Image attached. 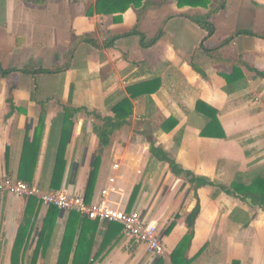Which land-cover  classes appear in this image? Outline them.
Returning <instances> with one entry per match:
<instances>
[{"label": "crops", "instance_id": "obj_1", "mask_svg": "<svg viewBox=\"0 0 264 264\" xmlns=\"http://www.w3.org/2000/svg\"><path fill=\"white\" fill-rule=\"evenodd\" d=\"M96 3L0 0V178L43 193L86 195L100 160L91 202L118 177L117 198L158 227L163 264H172L189 234L187 217L198 201L201 211L186 253L190 264H264V219H255L260 208L226 193L236 180L264 174V39L239 35L264 34V0H210L208 8L145 0L141 10L109 16L92 13ZM217 9L208 37L192 19ZM134 30L147 41L163 35L149 48L139 35L105 47ZM124 100L133 114L102 147L104 119L114 118L113 109ZM202 103L216 111L219 129ZM152 145L183 172L174 174L168 162L152 155ZM189 173L214 185L196 189ZM49 210L38 200L0 192V264H13L27 217L33 229L19 264H58L70 213L60 211L55 228L45 232ZM89 222L81 221L80 230L95 234L92 264L158 260L123 231L113 249L102 251L113 224Z\"/></svg>", "mask_w": 264, "mask_h": 264}, {"label": "trees", "instance_id": "obj_2", "mask_svg": "<svg viewBox=\"0 0 264 264\" xmlns=\"http://www.w3.org/2000/svg\"><path fill=\"white\" fill-rule=\"evenodd\" d=\"M145 0H97V3L92 11V13H96L97 15H123L126 13L129 9H142L144 6ZM177 5L179 8H185V7H192V8H208L210 5V0H176ZM225 9V5L222 4L220 6V10ZM219 9L212 10L208 15L204 17L199 18H193L192 21L196 23L198 26H200L202 29L206 30L208 32V37L212 36L215 32V26L211 22L212 17L217 13ZM91 13V12H90ZM121 16L117 17V20H121ZM240 34H246L250 36L260 37L264 39V34H256L254 32H240ZM130 35H139L141 40V45L144 48H149L154 46L158 43V41L161 39L163 32L160 31L154 39L151 41H147V38L145 35H143L141 32L134 30L133 32L118 36L116 38H113L111 41L106 42L104 45L105 47H112L115 41L121 37H127ZM230 42L229 40H226L223 42V44L219 47L222 48L225 45H227ZM218 48V49H219ZM214 51V50H212ZM3 71V70H2ZM2 75H7L9 72L3 71ZM239 73L238 69L234 70L233 75H237ZM203 106L207 107V111L205 112L208 116L210 123L217 126V128H220L219 121L216 117V111L212 108H210L208 105L202 103ZM197 109L201 112V104L199 103L197 106ZM113 112L115 114L114 118H106L104 119V128L102 132L100 133V141L102 147H106L109 144V141L114 135V133L123 127L127 120L132 116L133 114V106L129 100H124L121 102L117 107L113 109ZM152 155L159 158L160 160L164 162H168L172 168V171L176 175H180L183 170L180 169V167L176 164L174 160H172L167 153H165L163 150L156 148L154 145H152L151 148ZM100 165V160H96L93 164V171L91 173L88 186L86 189V195L85 199L88 204L91 203V194L94 190V185L97 178V173ZM189 177H192L190 179V183L194 185L196 189L204 187V186H213L214 183L200 177L192 176L191 173L188 174ZM226 193L234 198H237L243 202H250L251 205L258 207L260 209H264V174L256 176L253 180L250 182L238 179L236 180L231 187L226 190ZM33 200H37L35 198H29ZM61 210H59L56 207L51 206L49 210V214L47 217V220L45 222L43 231L49 232V230H53L55 228L56 224V218ZM201 207L199 204V201L195 207V209L190 213V215L187 217V224L188 228L190 230L189 234L182 240L180 245L177 247V249L174 251V253L171 256L172 264H190V261L186 258L187 250L190 247L191 241L194 236V225L195 222L200 214ZM179 217V216H178ZM70 222L69 225L65 231L64 239H63V249L60 256V259L58 261V264H92V251H91V245L94 242L95 234H88L85 230V227L80 230L81 221L90 223L89 221H92L93 223H97L99 221H93L88 219L87 217H84L80 215L77 212H70ZM177 219V218H176ZM72 223V225H71ZM113 224V225H112ZM111 227L109 228V231L107 233V237L105 238L103 245H102V251L105 250L108 246H110V250L113 249V247L120 241L121 237L119 236L120 233L123 231V226L118 223H112ZM33 224L29 217L24 219V223L19 229L18 237L15 243L14 251H13V264H19L20 263V253L23 249L26 240L30 236V231L33 229ZM175 226V221L170 225L168 228L166 234H169ZM78 235L79 240L77 244V250L75 253L74 259L70 260V252L74 244V239ZM125 235V233H123ZM116 238V242L113 244L114 239ZM90 247V249H86L87 247ZM26 248V246H25ZM32 264H36V260H33ZM155 264H163L162 259H158ZM234 264H239L235 262Z\"/></svg>", "mask_w": 264, "mask_h": 264}, {"label": "built area", "instance_id": "obj_3", "mask_svg": "<svg viewBox=\"0 0 264 264\" xmlns=\"http://www.w3.org/2000/svg\"><path fill=\"white\" fill-rule=\"evenodd\" d=\"M114 169H119L115 164ZM118 177H111L95 201L88 204L85 195L71 194L66 191L43 193L36 187L23 181L0 178V192L24 198H35L47 207H56L64 213L77 212L93 221L118 223L123 226L124 233L139 244H145L148 253L154 259L165 256L163 237L158 227L148 222L141 213L128 211L124 200L118 199Z\"/></svg>", "mask_w": 264, "mask_h": 264}, {"label": "rangeland", "instance_id": "obj_4", "mask_svg": "<svg viewBox=\"0 0 264 264\" xmlns=\"http://www.w3.org/2000/svg\"><path fill=\"white\" fill-rule=\"evenodd\" d=\"M232 23H233V25H234V22L233 21H231ZM230 27H231V29H232V26L230 25ZM130 36H132V35H130ZM134 36V35H133ZM128 37V36H127ZM135 37V36H134ZM147 135V134H146ZM148 138L149 139H152L153 137H152V135L151 134H148ZM136 139V135H134V138H133V140H135ZM255 219H264V210H261V209H256V217H255Z\"/></svg>", "mask_w": 264, "mask_h": 264}]
</instances>
